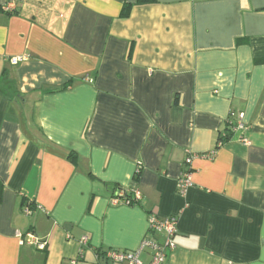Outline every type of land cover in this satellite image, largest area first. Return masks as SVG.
Listing matches in <instances>:
<instances>
[{"label":"crops","instance_id":"1","mask_svg":"<svg viewBox=\"0 0 264 264\" xmlns=\"http://www.w3.org/2000/svg\"><path fill=\"white\" fill-rule=\"evenodd\" d=\"M7 1L0 264H264V0Z\"/></svg>","mask_w":264,"mask_h":264},{"label":"built area","instance_id":"2","mask_svg":"<svg viewBox=\"0 0 264 264\" xmlns=\"http://www.w3.org/2000/svg\"><path fill=\"white\" fill-rule=\"evenodd\" d=\"M20 0H8L6 2V5L4 7L5 11L7 12H15L16 10V4ZM21 58H14L11 62L13 65H17L19 62H21ZM244 115L239 116V127L242 129L244 128ZM193 158L189 156L186 159V164L189 165L191 168L192 166ZM192 171L185 172L182 174V176L179 179L178 182V191L181 195H184L192 186ZM128 192L124 189L117 188L114 191V198L112 199V204L118 205L120 203L122 204H132V201L128 198ZM135 202L139 200L140 196L138 193H135ZM27 214L30 215L31 211H27ZM177 218L171 217L167 219H157L155 217L150 219V232H163L165 233L167 237V241L164 245V247L157 245L152 240L146 239L141 246V250L145 247H152L154 249V256L151 264H163L165 262L166 258V252L167 250H173L175 248V244L173 242V237L175 236L177 232ZM22 239L24 243H27L29 245L35 246L39 250H44L47 246L46 242H43L39 240L35 235L33 234H26L22 236ZM84 243H86V239L83 240ZM139 252L136 253H119V252H112L109 254L110 258L113 259L117 263H123V264H143L139 259Z\"/></svg>","mask_w":264,"mask_h":264},{"label":"trees","instance_id":"3","mask_svg":"<svg viewBox=\"0 0 264 264\" xmlns=\"http://www.w3.org/2000/svg\"><path fill=\"white\" fill-rule=\"evenodd\" d=\"M138 4H146V1L145 0H140V1H138ZM126 11H128L127 12V15H126V17L127 16H129V11H130V6H126ZM128 198L132 201V204L135 202V198H131L129 195H128Z\"/></svg>","mask_w":264,"mask_h":264}]
</instances>
